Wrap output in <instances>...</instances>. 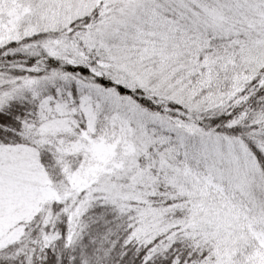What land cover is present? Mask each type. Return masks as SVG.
Here are the masks:
<instances>
[{
	"label": "snow or ice",
	"instance_id": "obj_1",
	"mask_svg": "<svg viewBox=\"0 0 264 264\" xmlns=\"http://www.w3.org/2000/svg\"><path fill=\"white\" fill-rule=\"evenodd\" d=\"M0 264H264V0H0Z\"/></svg>",
	"mask_w": 264,
	"mask_h": 264
}]
</instances>
